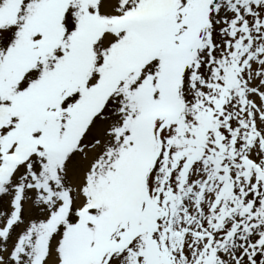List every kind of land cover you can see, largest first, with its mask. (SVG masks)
I'll use <instances>...</instances> for the list:
<instances>
[{
  "label": "snow or ice",
  "instance_id": "6c2138e0",
  "mask_svg": "<svg viewBox=\"0 0 264 264\" xmlns=\"http://www.w3.org/2000/svg\"><path fill=\"white\" fill-rule=\"evenodd\" d=\"M0 264H264V0H0Z\"/></svg>",
  "mask_w": 264,
  "mask_h": 264
}]
</instances>
